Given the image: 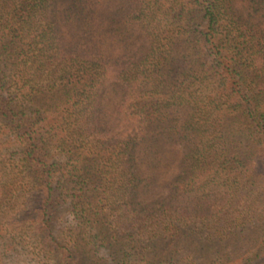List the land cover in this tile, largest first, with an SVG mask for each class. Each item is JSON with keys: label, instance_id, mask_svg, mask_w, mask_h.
<instances>
[{"label": "trees", "instance_id": "obj_1", "mask_svg": "<svg viewBox=\"0 0 264 264\" xmlns=\"http://www.w3.org/2000/svg\"><path fill=\"white\" fill-rule=\"evenodd\" d=\"M45 1L0 0V123L22 146L34 204L20 212L39 224L41 244L52 249L51 225L61 219L54 212L62 207L81 223L80 234L90 216L96 224L111 217L115 235L100 228L87 242L91 251H110L111 264L127 259L118 240L142 242L144 251H156L166 238L199 240L204 232L179 212L181 198L203 203L210 189H223L226 204L238 196L251 215L259 193L264 215V0H248L255 19L238 8L241 0H127L117 15L134 26L128 49L107 65L124 96L118 114L136 126L129 134L97 124L107 65L85 48L60 57L58 27ZM39 10H45L41 19ZM13 65L32 71L31 81L26 72L13 73L24 80L15 92L7 74ZM40 76L45 86L36 82ZM42 97L57 104L59 124L31 106ZM160 134L182 148L179 173L168 194L139 208L137 218L129 213L140 204L136 150ZM238 264H264V239Z\"/></svg>", "mask_w": 264, "mask_h": 264}, {"label": "rangeland", "instance_id": "obj_2", "mask_svg": "<svg viewBox=\"0 0 264 264\" xmlns=\"http://www.w3.org/2000/svg\"><path fill=\"white\" fill-rule=\"evenodd\" d=\"M128 4L130 3L127 0L45 1V6L49 8L48 16L58 27L57 38L63 47V51L59 53L60 57L68 59L71 55H79L85 48L107 65L125 56L130 29L132 30L134 26L120 21L122 19L117 14L128 7ZM238 8L251 13L255 19V10H251L248 0L239 1ZM44 11L39 10L36 18L41 19ZM113 17L117 21L115 18L113 20ZM27 67L13 65L7 69V74L10 75L8 86H12L14 92L23 86L24 80H32V71L27 69V72L25 69ZM108 67L109 65L106 76L102 77V80L104 78L106 81V87L105 92L102 91L101 94L97 124L112 133H133L136 126L118 114L124 96H121V87H117L121 83L116 81L115 73L108 71L110 70ZM22 72L27 73L23 81L13 76V73L17 75ZM36 82L45 86L47 78L43 76L41 81ZM27 90L26 87L23 92ZM127 91L126 89L125 92ZM40 99L31 106L43 110V114L49 116V121L59 124L61 120L55 112L57 104L44 97ZM153 129L152 127L151 130ZM153 139L162 143L159 145ZM153 139L151 142L147 140L144 144L141 143L136 150V168L141 179L137 198L140 204L138 208L134 206V210L130 207L129 213L137 218L139 208L168 194L167 184L180 169L181 146L177 143L170 144L163 134ZM21 147L9 129L0 123V264H111V258H107L110 251L108 253L106 248L103 250L99 247L97 252H94L90 250L93 246L87 245L91 240L90 235L98 233L100 228L115 235L113 230L115 225L111 223V217L101 224H96L95 219L90 216L91 224L87 222L86 225L85 222L83 225L85 232L88 233L85 235L86 233L80 234L81 223L68 213V208H57L54 213L61 219L51 225L55 232V243L47 242L51 245L50 248L56 250H50L47 245L38 241L41 238L34 231L39 228V224L32 223L30 212L26 217H21L20 212H24L26 206L32 208L34 204L32 200L34 198L31 196L34 189L28 180L24 179L25 173L20 163ZM262 173L264 175V169ZM262 180L264 181V176ZM208 193L207 198L202 200L203 203L196 201V196L181 198L179 201L181 205L179 212L190 214L188 220L195 222L196 226H201L204 233L199 240L189 242L166 238L158 242L156 251L151 248L144 251L142 242L134 244L118 240L119 246L127 252V259L122 264H238L241 260L256 254L260 242L264 239V215L262 204L259 202L263 196L255 193V204L251 205L254 213L248 215L246 213L248 204H245L244 200H239L240 202L238 199L235 200L238 196H235L230 204H226V201L230 200L229 192L226 190L214 188ZM201 206L205 210L200 211ZM241 211L243 214L236 213ZM104 212H107L105 207ZM171 241L173 244L168 245L167 242ZM62 246L70 249L71 256H63L62 250L59 249ZM106 258L107 261H104Z\"/></svg>", "mask_w": 264, "mask_h": 264}]
</instances>
